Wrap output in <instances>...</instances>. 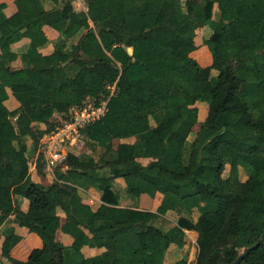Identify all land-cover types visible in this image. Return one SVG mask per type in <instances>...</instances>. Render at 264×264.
I'll return each mask as SVG.
<instances>
[{
  "label": "trees",
  "instance_id": "16d2710c",
  "mask_svg": "<svg viewBox=\"0 0 264 264\" xmlns=\"http://www.w3.org/2000/svg\"><path fill=\"white\" fill-rule=\"evenodd\" d=\"M15 2L24 25L41 19L62 38L43 53L45 34L20 31L0 2V60L7 66L0 73V224L13 214L42 242L26 259L10 257L11 264H163L171 245H184L185 230L200 236L194 264H229L258 238L264 219L255 223L252 212L264 211V0H85L87 9L77 11L70 1L48 10L35 0ZM183 21L187 26L179 27ZM202 25L211 28L203 39L208 65L192 56ZM24 35L30 40L19 54L10 50ZM17 56L22 65L11 66ZM208 86L207 112L199 119L196 102ZM6 88L16 108L4 103ZM88 97H107L105 114L81 128L84 145L90 141L108 153L100 157L104 165L89 166L84 150L70 152L68 168L56 170L49 184L32 180L28 162L41 133L32 123L51 119L47 133L57 114ZM124 137L132 139L113 144ZM222 146L238 158L230 160ZM37 162L41 170L44 160ZM225 162L231 168L224 178ZM116 177L134 195L161 193L155 210L120 206ZM22 182L25 210L13 195ZM78 186L97 189L110 205L107 213L82 202ZM64 198L68 207L60 222L56 206ZM171 212L175 220L166 228L154 224ZM150 227L155 231L144 247L140 236ZM58 228L72 236L70 245L56 238ZM94 239L104 249L84 255L81 246H93ZM171 264H188L187 256ZM236 264H264V238Z\"/></svg>",
  "mask_w": 264,
  "mask_h": 264
},
{
  "label": "crops",
  "instance_id": "0c3cea01",
  "mask_svg": "<svg viewBox=\"0 0 264 264\" xmlns=\"http://www.w3.org/2000/svg\"><path fill=\"white\" fill-rule=\"evenodd\" d=\"M64 1H70L72 6H73V9L76 11L87 9L85 0H57V1H55V0H35L36 4L44 10H48V9H52L54 7L62 6ZM0 2L4 3L3 9H2L3 13L7 17H9V16L12 17V19L16 25V28H19L20 31H25L26 29H28L32 32L42 31L45 34L47 39L43 43V45H41V47L39 48L43 53H50L54 49L56 43L59 42V40L62 38L61 34L55 28H53L49 24L44 23L41 19H38L36 21H32V22L24 25L22 19L16 13L17 5H16L15 0H0ZM214 17L216 18L217 14H214ZM210 32H211V28L209 27V25H202L196 29V34L194 37L197 48L192 51V56L195 57L197 59V61L201 62L203 65H208L211 63V55H210L209 49H208L207 45L203 43L204 37H206ZM29 40H30V38L27 35L22 36L20 39L10 43V45H9L10 50L19 54V52L29 42ZM76 40L77 39H75L74 42ZM10 64H11V66L19 67L22 65V62H21L19 56H17L14 60L11 61ZM6 70H7L6 64H4L0 60V73L4 72ZM6 91H7L8 96L4 100V103L6 104V106L9 109L16 108L19 105L18 100L15 98V96L12 94V92L9 88H6ZM196 104H197V102H196ZM205 111L207 112V106L205 108ZM57 115L61 116L63 114L60 113ZM205 115H206V113L203 116H200V113H199V119H203L205 117ZM50 121H51V119H50ZM50 121L48 120L47 122L46 121H44V122L40 121V122H33L32 123L35 126L34 129L36 128V130H37V134L39 135V133L41 132L39 139H42L43 136L46 134V128H47ZM131 139H132V137H124V138H117V141H124V140H131ZM74 150H75L74 151L75 154L79 153L76 151L77 148H75ZM37 153H38V151H36V153L34 155L36 156ZM140 159H143V158H140ZM38 164L39 163L37 162L35 164V167L32 166L31 169H34L36 174H39L41 178L39 179V177H38L36 179L34 176V173L31 172V170H28L31 179L34 181H37V182H41L43 184H49L50 181H48L46 183L42 182L43 172H45V173L49 172V171H46L47 166H46L45 161H44V164H43V167L41 170L38 168ZM65 167H64V169H67L68 165ZM52 173H54V172H52ZM23 183L24 182L20 183L19 185H21ZM124 185H125V183H124L123 178L116 177L114 179V188L119 190L118 202H119L120 206H129V207H134V208H139V209L155 210L156 206L160 202L158 194L161 195V193L156 192L154 198H149L147 196V193H141V194L135 196L134 194L127 192L124 189ZM77 190H78V195L81 197L82 202L89 204L92 207V209H96L101 214L107 213L110 205L103 202L100 199V193L97 189H95L93 186L86 187V188H84L82 186L81 187L78 186ZM19 193H21V191L18 192V190L16 189L14 195L20 201V208L25 210V209H27L28 201L25 197L20 196ZM64 199H66V198H64ZM63 200L56 206V212L60 217V222H63L65 220V218H66L65 209H66V207H68V202H67V205L64 206L63 204L65 202ZM167 216L168 215H166V214L158 215L155 219V223L156 224L160 223L158 225H162L164 222L167 221V220H165V218ZM190 231H192V230H185L186 235H187V233L190 234ZM14 235L18 236L17 240L9 246L6 245L5 242H9ZM198 236H199V234H198ZM56 238L59 241H61L64 245H70L72 243V240H73L72 236L69 233L63 231L61 228H58L56 230ZM185 240H186V237H185ZM94 241H95V244L93 246L88 245V244H84L81 246L80 250L84 255H94V254L101 252L104 249V247L102 246V243L99 239H94ZM197 243H196V246H197ZM41 244H42V242H41L40 237L35 232L30 231L25 226L18 224L16 222V220L14 219L13 214H10L0 224V264H11L10 257L19 258V259H26L29 255L31 249L34 247L41 246ZM184 245H185V243H184ZM184 245L181 246L182 249H184L183 248ZM196 251H197V249H196ZM196 251L194 253V260H195ZM184 253L185 252H182L181 248L179 249L178 246L171 245L169 247L165 257H164L163 264L173 263L175 260H177L183 256H186ZM190 259H191L190 256H188L187 257L188 264H190V261H191ZM129 264H142V261L140 259H132L129 262Z\"/></svg>",
  "mask_w": 264,
  "mask_h": 264
},
{
  "label": "rangeland",
  "instance_id": "374dc122",
  "mask_svg": "<svg viewBox=\"0 0 264 264\" xmlns=\"http://www.w3.org/2000/svg\"><path fill=\"white\" fill-rule=\"evenodd\" d=\"M187 26V21H183L179 24V27H186ZM204 43V41H203ZM205 44V43H204ZM200 64H202L201 62H199ZM203 65V64H202ZM75 70L73 69H70L68 70V73L69 75L70 74H73ZM214 73H216V70H213ZM210 96V86H208V88H206L203 92H202V96L201 98L197 101V107H198V115L200 113V116H203L206 111H205V108L206 106H208V98ZM103 97H100L98 99H95V98H92V97H88L85 99V101L83 102V105L85 104L86 106H98L100 104L103 103V101L101 102ZM104 99H107V97H104ZM159 100L161 98H158ZM67 116L66 118L69 119V112H67ZM57 116V115H56ZM65 115H61V116H58L54 119L53 121V125L51 126V128L49 129H55L56 127V123L60 124L61 121H63ZM153 122V120H151ZM199 127V124L196 123L194 124L193 126V129H192V132L189 134V141L194 137V133L195 131L198 129ZM14 131H10V137L12 138V149L14 151V153H19V149H18V146H17V142L16 140L13 138L14 135H13ZM40 140H38V144L40 143ZM117 143V139H115L113 141V144L115 145ZM84 150L83 154L84 156H87V164L91 167H100V166H103L104 165V159H101L100 157L101 156H108V153L105 154L103 151H104V148L100 145H92V143H90V141H88L87 143L82 144V146L80 148H77V152L81 153L82 151ZM221 150L227 154V156L230 158V160H236L238 158V152L233 150L232 148L228 147V146H222L221 147ZM36 151H38L37 148H35V151L33 152V155L31 156V158H29V162H28V170H31V172L34 173V176L35 178L37 179L39 177V179L41 178L39 174H36L35 170L34 169H31L32 168V161L34 160V154L36 153ZM39 157H43V152L39 151ZM30 155V152H28V156ZM149 159V158H148ZM147 158H143L141 159L143 162H146L148 160ZM65 167V166H64ZM64 167L62 168H58V169H48L46 171H49L48 173H45L43 172L42 174V182L46 183L48 181H53V178L57 176L56 174V170H66L64 169ZM66 168V167H65ZM230 162H225V165H224V168H223V171H222V177H227L229 174H230ZM54 172V173H52ZM247 177V174H246V171L244 170V168L242 166H238V178L240 180H244L245 178ZM25 186V183L19 185V186H16L15 189L18 190V192H20L22 189L21 188H24ZM81 187V186H79ZM15 194V193H14ZM13 194V195H14ZM15 196V195H14ZM137 196V195H135ZM147 196L149 198H154L155 195H149L147 194ZM159 201L161 199V195H159ZM81 198V197H80ZM64 202V206L67 205V199H64L63 200ZM197 208H193L191 210V217H196L197 214H198V211L196 210ZM175 216H176V213L175 212H171L170 214H168V216L165 218V220H167L166 222H164L162 225L164 227H166L169 223H172L175 219ZM252 219L255 223H260L261 221H263L264 219V211L261 210V209H255L253 212H252ZM154 224H156L154 222ZM160 224V223H158ZM156 224V225H158ZM159 226V225H158ZM154 229H150L142 236H140V240H141V243L143 244L144 247L148 246L149 243L148 241L146 240L147 238H150L151 236H153L154 234ZM151 233V234H150ZM185 237H186V240H185V245H184V249H182V247H179V249L181 248L182 252H185L184 254L188 257L190 256V264H194V253L197 249V246H196V243L198 242V239H199V236H198V233L195 232L194 230L190 231V234L187 233V235L185 234Z\"/></svg>",
  "mask_w": 264,
  "mask_h": 264
},
{
  "label": "built area",
  "instance_id": "2783aa9c",
  "mask_svg": "<svg viewBox=\"0 0 264 264\" xmlns=\"http://www.w3.org/2000/svg\"><path fill=\"white\" fill-rule=\"evenodd\" d=\"M112 93L115 82L107 85ZM102 104L98 106H86L85 104L73 105L69 108V119L65 117L60 124L56 123L55 129L50 130L40 140L38 152H43V157L48 169H58L67 166V156L74 153L75 148H80L84 142V134L81 128L92 121L99 119L107 111V99L102 98ZM39 153L32 161V166L38 161Z\"/></svg>",
  "mask_w": 264,
  "mask_h": 264
},
{
  "label": "water",
  "instance_id": "95a60500",
  "mask_svg": "<svg viewBox=\"0 0 264 264\" xmlns=\"http://www.w3.org/2000/svg\"><path fill=\"white\" fill-rule=\"evenodd\" d=\"M128 52L131 53L132 52V47H128L127 48ZM264 238V226H263V230L260 233V235L258 236V238L252 243L250 244L247 248H245L242 252H240L236 258L234 260H232L229 264H236L241 258L242 256L252 247L256 246L262 239Z\"/></svg>",
  "mask_w": 264,
  "mask_h": 264
}]
</instances>
